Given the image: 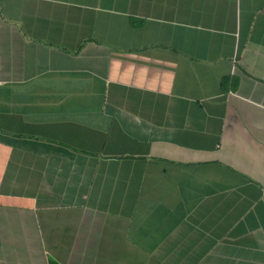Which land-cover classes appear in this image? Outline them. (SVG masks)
<instances>
[{
	"label": "crops",
	"instance_id": "1",
	"mask_svg": "<svg viewBox=\"0 0 264 264\" xmlns=\"http://www.w3.org/2000/svg\"><path fill=\"white\" fill-rule=\"evenodd\" d=\"M264 264V0H0V264Z\"/></svg>",
	"mask_w": 264,
	"mask_h": 264
},
{
	"label": "trees",
	"instance_id": "2",
	"mask_svg": "<svg viewBox=\"0 0 264 264\" xmlns=\"http://www.w3.org/2000/svg\"><path fill=\"white\" fill-rule=\"evenodd\" d=\"M50 264H54V263L50 262Z\"/></svg>",
	"mask_w": 264,
	"mask_h": 264
}]
</instances>
